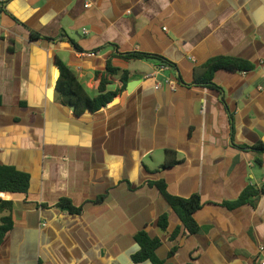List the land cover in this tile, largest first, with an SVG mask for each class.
Listing matches in <instances>:
<instances>
[{
  "label": "crops",
  "instance_id": "1",
  "mask_svg": "<svg viewBox=\"0 0 264 264\" xmlns=\"http://www.w3.org/2000/svg\"><path fill=\"white\" fill-rule=\"evenodd\" d=\"M131 52L174 65L120 57ZM220 56L255 70H218L222 94L193 85L196 71ZM58 59L91 97L102 78L117 97L76 115L56 91ZM109 66L121 73L109 74ZM123 74L128 84L139 81L130 92L122 89ZM258 143L264 0H6L0 163L31 181L27 193H0L12 202L13 220L0 264H152L132 260L142 230L162 239L157 255L171 264H264V194L255 205L222 206L248 186L264 185V152L244 149ZM167 150L179 161L163 169ZM159 180L172 195H200L199 233L171 238L182 225L149 185ZM62 198L82 212L58 209ZM163 213L168 234L157 228Z\"/></svg>",
  "mask_w": 264,
  "mask_h": 264
},
{
  "label": "trees",
  "instance_id": "2",
  "mask_svg": "<svg viewBox=\"0 0 264 264\" xmlns=\"http://www.w3.org/2000/svg\"><path fill=\"white\" fill-rule=\"evenodd\" d=\"M38 34L32 33V37H37ZM39 36V35H38ZM76 49H79L76 47ZM123 59L130 60H155L161 64H174L163 56L143 53L131 52L120 54ZM56 67L60 72V77L57 82L56 91L59 93L63 102L75 107V114L81 115L86 110L98 111L109 104H111L117 97V93L107 92V85L109 81L102 78L100 81L98 95L91 97L82 83L79 81L75 72L65 65L61 60L56 61ZM218 70H227L230 72H244L249 73L255 70V65L240 59L229 56H220L211 59L204 66L196 71L194 84L195 86L207 87L217 92L223 93V89L214 82V74ZM108 72L111 75L121 73V70L109 66ZM125 73V72H123ZM122 89L125 90L128 84L127 77L122 75L121 78ZM222 101L225 102L224 98ZM257 149L264 152V144L258 143L255 146H245L244 149ZM176 152L167 150L165 154V163L163 169L173 167L178 163ZM31 176L30 174L18 170L14 166L0 163V193H27L30 188ZM149 185L156 187L163 198L166 200L172 211L180 219L181 227H178L171 234V238L175 239L180 233L183 235H194L199 233L200 227L195 219V214L202 206V199L199 194H194L189 198H182L172 195L168 191L167 184L164 180L156 182H149ZM264 194V185L248 186L238 199L232 201H224L223 207L233 210L245 204L255 205L258 197ZM56 207L62 211H66L72 215H78L82 212L81 207H76L68 198H62L57 203ZM12 202L0 198V244L3 242L6 234L13 227V220L11 216ZM157 228L162 234L169 233V214L163 213L157 220ZM135 241L139 245V250L132 255L134 263L151 262L152 264H171L162 260L157 255V250L162 246V239L159 236L151 237L147 230H142L135 236ZM172 251L170 254H173Z\"/></svg>",
  "mask_w": 264,
  "mask_h": 264
},
{
  "label": "water",
  "instance_id": "3",
  "mask_svg": "<svg viewBox=\"0 0 264 264\" xmlns=\"http://www.w3.org/2000/svg\"><path fill=\"white\" fill-rule=\"evenodd\" d=\"M139 81H132L128 84L127 86V90L130 92L134 89V87L136 86V84L138 83ZM71 108L74 110L75 107L73 105H71Z\"/></svg>",
  "mask_w": 264,
  "mask_h": 264
},
{
  "label": "built area",
  "instance_id": "4",
  "mask_svg": "<svg viewBox=\"0 0 264 264\" xmlns=\"http://www.w3.org/2000/svg\"><path fill=\"white\" fill-rule=\"evenodd\" d=\"M5 2H6V0H0V12L4 9ZM168 83L169 84H172V81L171 80H168Z\"/></svg>",
  "mask_w": 264,
  "mask_h": 264
}]
</instances>
